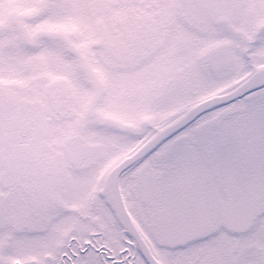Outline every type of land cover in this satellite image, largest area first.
Segmentation results:
<instances>
[{
	"label": "snow or ice",
	"instance_id": "snow-or-ice-1",
	"mask_svg": "<svg viewBox=\"0 0 264 264\" xmlns=\"http://www.w3.org/2000/svg\"><path fill=\"white\" fill-rule=\"evenodd\" d=\"M0 264H264V0H0Z\"/></svg>",
	"mask_w": 264,
	"mask_h": 264
}]
</instances>
